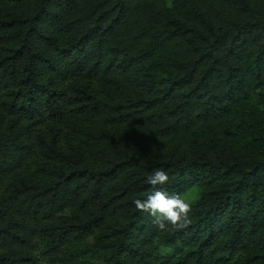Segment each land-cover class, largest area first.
<instances>
[{
  "label": "trees",
  "instance_id": "16d2710c",
  "mask_svg": "<svg viewBox=\"0 0 264 264\" xmlns=\"http://www.w3.org/2000/svg\"><path fill=\"white\" fill-rule=\"evenodd\" d=\"M0 264H264V0H0Z\"/></svg>",
  "mask_w": 264,
  "mask_h": 264
},
{
  "label": "clouds",
  "instance_id": "9594fccd",
  "mask_svg": "<svg viewBox=\"0 0 264 264\" xmlns=\"http://www.w3.org/2000/svg\"><path fill=\"white\" fill-rule=\"evenodd\" d=\"M169 173L158 168L147 176V183L152 191L143 199L134 200L136 209L151 217L152 224L159 231L169 228L184 229L190 223L192 204L179 193L166 189Z\"/></svg>",
  "mask_w": 264,
  "mask_h": 264
},
{
  "label": "rangeland",
  "instance_id": "374dc122",
  "mask_svg": "<svg viewBox=\"0 0 264 264\" xmlns=\"http://www.w3.org/2000/svg\"><path fill=\"white\" fill-rule=\"evenodd\" d=\"M198 194V191L193 188L192 190L188 191V193L186 195H184L183 197L187 200H189L190 202H193L197 199V195ZM100 255V254H99ZM98 253H93L91 251H88V253L86 254V257L88 259H90V261L94 262V263H98Z\"/></svg>",
  "mask_w": 264,
  "mask_h": 264
}]
</instances>
